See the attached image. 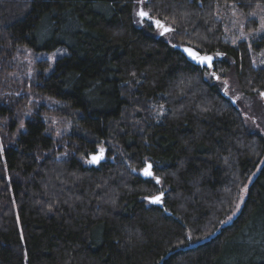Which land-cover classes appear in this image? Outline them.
I'll return each mask as SVG.
<instances>
[{
  "label": "trees",
  "instance_id": "obj_1",
  "mask_svg": "<svg viewBox=\"0 0 264 264\" xmlns=\"http://www.w3.org/2000/svg\"><path fill=\"white\" fill-rule=\"evenodd\" d=\"M230 5L264 0H0V264H264V165L250 183L264 136L167 40L216 56L218 77L257 98L264 34L228 42ZM21 50L45 55L32 76Z\"/></svg>",
  "mask_w": 264,
  "mask_h": 264
},
{
  "label": "rangeland",
  "instance_id": "obj_2",
  "mask_svg": "<svg viewBox=\"0 0 264 264\" xmlns=\"http://www.w3.org/2000/svg\"><path fill=\"white\" fill-rule=\"evenodd\" d=\"M137 3L140 4V6L142 4L141 0H137ZM140 8L141 9H139V11L143 10L142 7ZM221 16H223L224 19V37L228 42L233 45H238L241 42L251 43L253 40L258 39L261 35L264 34V5L258 7L257 11H255L251 15L244 14L235 5H230L224 8L223 12L221 13ZM251 18H255L257 20L258 25L255 30L250 29L248 26V22ZM167 40L173 46L179 45L175 43L174 33L168 34ZM251 54L255 66L264 65V52H254L251 49ZM43 57H45V55L39 57L31 54L29 51L21 50L20 52H18L15 58L17 64L19 63L18 66H23L28 76H32L36 62L45 59ZM56 57V53L48 56V59L52 62L50 63V71L54 67L53 65ZM225 77V79L219 78L218 74H216L215 72L208 73L206 75L207 79L215 78L216 82L220 85L221 89L234 102L241 103L247 127H249V129H251L252 131H256L262 136H264V96L261 95V93L264 92H261L257 98H249L240 92L237 82L234 80L231 74H227L225 75ZM156 112L157 116L161 117L164 113V108L162 106L158 107L156 109ZM48 120L50 121L51 127L54 129V134L56 138L62 137L63 135L67 134L71 128V122L69 119L50 116ZM100 150L101 149H99V151ZM87 161L85 163L88 164L89 161ZM263 165L264 157L257 171L250 178V183L253 181V179L255 178V176ZM247 189L248 186L243 189L236 209L230 216L231 219H229L230 217H228L223 224L231 223L233 218L240 211L246 198Z\"/></svg>",
  "mask_w": 264,
  "mask_h": 264
},
{
  "label": "snow or ice",
  "instance_id": "obj_3",
  "mask_svg": "<svg viewBox=\"0 0 264 264\" xmlns=\"http://www.w3.org/2000/svg\"><path fill=\"white\" fill-rule=\"evenodd\" d=\"M141 2H143V0H141ZM138 16H140L142 19L143 18H147L149 17V13L148 12H145L143 10H140L138 13H137ZM156 24L158 27H164L161 22L159 20L156 21ZM172 29L168 28V27H164V32H167V31H171ZM163 34V32L161 33ZM185 51L188 53V55L193 59V60H197L200 64H205V63H208L209 66H211L210 62H211V57H201V56H198L197 53L193 52L192 50L190 49H185ZM262 96H264V93H261ZM102 158V154L100 157H93L92 158V163H98L99 162V159ZM151 165H147V167L143 170L144 171V175L145 176H152L153 173L151 172ZM157 183H159V179L157 178ZM162 193L161 195H158V196H155L154 198L151 199V202L152 203H160L161 202V197H162ZM231 219V217L229 218Z\"/></svg>",
  "mask_w": 264,
  "mask_h": 264
},
{
  "label": "water",
  "instance_id": "obj_4",
  "mask_svg": "<svg viewBox=\"0 0 264 264\" xmlns=\"http://www.w3.org/2000/svg\"><path fill=\"white\" fill-rule=\"evenodd\" d=\"M144 19L148 20L149 17L144 18ZM153 23H154V25H155L157 28H159V29H163V34L170 32V31L164 32V27H158L157 24H156V21H153ZM161 24L164 26V24H163L162 22H161ZM177 49H178L180 52H182V54H183V55H184V56H185V57H186V58H187L192 64H194L195 66H198V67H200L201 69H205V70H208V71H210V72H212V71L214 70V64H215V62H216V60H217V57H216V56L211 55V54L203 55V54H201L200 52H198L197 50H195L194 48L189 47V46H177ZM185 49H190V50H192L193 52L197 53L198 56H201V57H211V58H212V59H211V62H210L211 66H209L208 63H205V64L202 65V64H200L197 60H193V59L188 55V53L185 51ZM101 154H102V158L99 159V162H98V163L104 161V160H105V153H104V151H102V150H100L97 154L92 155V156L90 157L91 161H92V158H93V157H100ZM98 163H92V164L96 165V164H98ZM141 176H142L143 178H147V177L152 178V177H153V175H152V176H145V175H144V171L141 172ZM161 198H162V197H161ZM151 199H152V198H151ZM151 199H150V202H151ZM151 203H152V202H151ZM152 204H160V203H152Z\"/></svg>",
  "mask_w": 264,
  "mask_h": 264
},
{
  "label": "flooded vegetation",
  "instance_id": "obj_5",
  "mask_svg": "<svg viewBox=\"0 0 264 264\" xmlns=\"http://www.w3.org/2000/svg\"><path fill=\"white\" fill-rule=\"evenodd\" d=\"M219 58H220V56H219ZM213 72H214V70L212 72H210V73H213Z\"/></svg>",
  "mask_w": 264,
  "mask_h": 264
}]
</instances>
